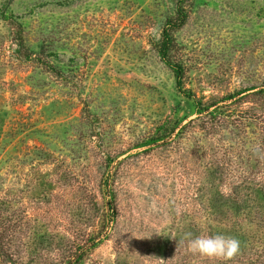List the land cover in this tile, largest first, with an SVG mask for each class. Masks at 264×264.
Wrapping results in <instances>:
<instances>
[{"label":"rangeland","instance_id":"374dc122","mask_svg":"<svg viewBox=\"0 0 264 264\" xmlns=\"http://www.w3.org/2000/svg\"><path fill=\"white\" fill-rule=\"evenodd\" d=\"M0 264H264V0H0Z\"/></svg>","mask_w":264,"mask_h":264},{"label":"clouds","instance_id":"9594fccd","mask_svg":"<svg viewBox=\"0 0 264 264\" xmlns=\"http://www.w3.org/2000/svg\"><path fill=\"white\" fill-rule=\"evenodd\" d=\"M186 242V250L193 255L207 259L227 261L238 254L240 241L222 234H203L193 236L186 232L181 237Z\"/></svg>","mask_w":264,"mask_h":264},{"label":"trees","instance_id":"16d2710c","mask_svg":"<svg viewBox=\"0 0 264 264\" xmlns=\"http://www.w3.org/2000/svg\"><path fill=\"white\" fill-rule=\"evenodd\" d=\"M179 19H182V21H184L183 19V16L181 14V12L179 13ZM163 41H162V47L160 48L159 50V53L161 55L162 58H165L166 57V53L168 51V45H169V35L167 34V31L164 30L163 31ZM172 67V70L174 72V76H175V80H176V86L179 88V81H180V78H181V73L180 71L175 67V66H171Z\"/></svg>","mask_w":264,"mask_h":264}]
</instances>
